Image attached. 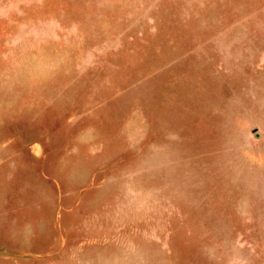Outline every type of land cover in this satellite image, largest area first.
I'll return each instance as SVG.
<instances>
[{
    "label": "rangeland",
    "instance_id": "rangeland-1",
    "mask_svg": "<svg viewBox=\"0 0 264 264\" xmlns=\"http://www.w3.org/2000/svg\"><path fill=\"white\" fill-rule=\"evenodd\" d=\"M0 264H264V0H0Z\"/></svg>",
    "mask_w": 264,
    "mask_h": 264
}]
</instances>
